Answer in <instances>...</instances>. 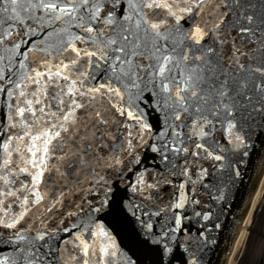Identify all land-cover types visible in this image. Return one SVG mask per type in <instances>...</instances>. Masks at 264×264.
I'll list each match as a JSON object with an SVG mask.
<instances>
[{"label": "snow or ice", "instance_id": "6c2138e0", "mask_svg": "<svg viewBox=\"0 0 264 264\" xmlns=\"http://www.w3.org/2000/svg\"><path fill=\"white\" fill-rule=\"evenodd\" d=\"M264 151V0H0V264H207Z\"/></svg>", "mask_w": 264, "mask_h": 264}, {"label": "water", "instance_id": "95a60500", "mask_svg": "<svg viewBox=\"0 0 264 264\" xmlns=\"http://www.w3.org/2000/svg\"><path fill=\"white\" fill-rule=\"evenodd\" d=\"M241 173V180L221 217L222 227L215 230L216 244L207 253V264H232L233 254L238 253L264 177V151L252 155L241 165Z\"/></svg>", "mask_w": 264, "mask_h": 264}, {"label": "rangeland", "instance_id": "374dc122", "mask_svg": "<svg viewBox=\"0 0 264 264\" xmlns=\"http://www.w3.org/2000/svg\"><path fill=\"white\" fill-rule=\"evenodd\" d=\"M256 206L257 212L250 217L245 237L237 253H242L245 257V262L241 261L242 264H257L259 259L264 257V186Z\"/></svg>", "mask_w": 264, "mask_h": 264}, {"label": "bare ground", "instance_id": "6f19581e", "mask_svg": "<svg viewBox=\"0 0 264 264\" xmlns=\"http://www.w3.org/2000/svg\"><path fill=\"white\" fill-rule=\"evenodd\" d=\"M263 186H264V177H263L262 183H261V185H260V188H259V191H258V194H257L256 200H255L254 206L256 205V203L258 202L259 198L261 197ZM254 206H253V208H254ZM249 219H250V218H249ZM248 224H249V221H248ZM248 224H247V226H248ZM246 228H247V227H246ZM245 234H246V230H245V233H244L243 238L245 237ZM243 238H242V241H243ZM242 241H241V244H242ZM241 244H240V246H241ZM239 248H240V247H239Z\"/></svg>", "mask_w": 264, "mask_h": 264}, {"label": "flooded vegetation", "instance_id": "af4514ba", "mask_svg": "<svg viewBox=\"0 0 264 264\" xmlns=\"http://www.w3.org/2000/svg\"><path fill=\"white\" fill-rule=\"evenodd\" d=\"M245 257H243L242 253L239 254L238 258H237V262L236 264H240L241 261L245 262ZM242 264V263H241ZM245 264V263H244ZM257 264H264V257H261L258 261Z\"/></svg>", "mask_w": 264, "mask_h": 264}]
</instances>
